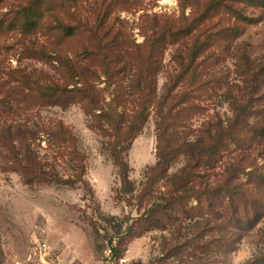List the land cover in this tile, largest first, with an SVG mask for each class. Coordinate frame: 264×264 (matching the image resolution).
I'll list each match as a JSON object with an SVG mask.
<instances>
[{
  "label": "trees",
  "instance_id": "16d2710c",
  "mask_svg": "<svg viewBox=\"0 0 264 264\" xmlns=\"http://www.w3.org/2000/svg\"><path fill=\"white\" fill-rule=\"evenodd\" d=\"M89 3L0 0V38L18 34L21 56L43 62L58 76L41 73L35 77L18 70L8 74L7 80L0 77V109L3 113L12 110L13 103L29 108L79 105L83 109L91 119V129L109 141L121 184L119 196L130 199L129 205L136 203L138 216L127 224L129 239L152 231L181 234L185 224L196 220L207 225L223 219L236 229H253L258 223L254 217L264 205L259 200L242 205L240 176L245 168L238 163L222 173L218 170L225 155L240 162V157L253 151L264 152V119H257L264 115V65L243 74L246 90L232 105V122L224 125L208 120L198 129L194 122L208 115V101L228 87L214 69L244 34L243 28L264 18V0H179V16L158 19L152 28L143 29L142 44L135 42L116 16L118 11L136 9L131 0H102L93 4V10L88 9ZM252 11H259L260 16L255 18ZM34 37L45 38V43L35 42ZM171 46L180 48L174 57L177 70L168 75L164 94L159 95L157 78ZM152 114L157 162L147 170L137 193L125 156ZM37 140L48 144L53 159L70 161L74 174L61 177L53 164L45 167L32 148ZM193 147L197 149L192 151ZM0 149L26 185L81 186L94 199L85 179L87 158L64 122L53 121L33 132L0 122ZM183 156L189 157L187 167L173 176L172 165ZM248 176L264 183V173L254 170ZM226 244L201 231L195 239L171 247L169 254L153 264H190L211 257ZM111 253L119 257L117 247ZM248 264H264V254Z\"/></svg>",
  "mask_w": 264,
  "mask_h": 264
},
{
  "label": "rangeland",
  "instance_id": "374dc122",
  "mask_svg": "<svg viewBox=\"0 0 264 264\" xmlns=\"http://www.w3.org/2000/svg\"><path fill=\"white\" fill-rule=\"evenodd\" d=\"M100 1L89 0L88 9L93 10V4ZM131 2L137 5L136 9L118 11L116 16L125 23L137 44L145 41L143 29L147 26L156 24L158 19L179 16L180 13L179 0ZM250 13L255 18L260 16L259 11ZM243 29L244 34L233 42L231 50L223 54V61L214 69L215 76L223 77L228 87L225 85L222 91L215 94L213 101H208V115L195 120L196 129L208 120L224 125L232 122V105L246 88L243 74L248 69L256 70L264 65V18ZM20 38L18 34L0 38V77L7 80L8 74L21 70L35 77L46 73L57 79L55 71L43 62L21 56V49L16 46ZM36 39L33 38L37 43H45V38ZM179 52L178 46H171L165 53L163 69L157 78L159 95L164 94L168 75L177 70L174 57ZM104 87V84L100 85L101 89ZM106 98L109 101L108 95ZM11 109L5 113L0 109V122L14 129L23 126L28 132H33L60 120L73 131L79 150L87 158L85 179L93 189L94 199L81 186L26 185L24 178L13 171L6 154L0 149V264H153L177 245L195 239L201 231L213 240L223 239L227 244L225 249L215 251L216 254L213 252L211 257L195 259L190 264H248L264 254V209L259 210L256 206L252 208L259 210L254 217L258 223L251 230L236 229L223 219H213L208 226L205 221L196 220L183 226L182 235L176 230L152 231L140 238L129 239L126 236L127 224L138 216L136 203L133 201L129 205L127 200L130 199L122 200L123 197L119 196L121 184L108 150L109 141L91 129V119L83 109L79 105L29 108L15 103ZM256 117L259 115L253 119ZM262 118L264 115L257 119ZM193 141L196 142V137ZM34 142L32 148L45 167L53 164L61 177L74 174L70 161L53 159L46 142ZM191 149L194 151L197 147ZM156 153V120L152 114L125 156L130 167L129 177L137 193L146 181L147 170L157 162ZM239 159L240 162L234 160V156L225 155L218 172L222 173L225 168L238 166L239 163L245 168V173L240 176L242 205L247 206V202L254 200L264 205V183L260 184L248 176L254 170L264 173V152L256 150ZM188 162L189 157H181L172 165L171 174H180ZM113 247L118 248V258L111 253Z\"/></svg>",
  "mask_w": 264,
  "mask_h": 264
}]
</instances>
